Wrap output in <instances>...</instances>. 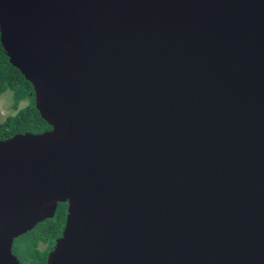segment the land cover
<instances>
[{
	"label": "water",
	"instance_id": "obj_1",
	"mask_svg": "<svg viewBox=\"0 0 264 264\" xmlns=\"http://www.w3.org/2000/svg\"><path fill=\"white\" fill-rule=\"evenodd\" d=\"M50 127L0 140V264H264V0H0Z\"/></svg>",
	"mask_w": 264,
	"mask_h": 264
},
{
	"label": "trees",
	"instance_id": "obj_2",
	"mask_svg": "<svg viewBox=\"0 0 264 264\" xmlns=\"http://www.w3.org/2000/svg\"><path fill=\"white\" fill-rule=\"evenodd\" d=\"M5 92L11 93L15 113L0 123V140L15 134L41 133L50 129L35 109L31 84L9 64L0 44V96ZM21 102L26 105L19 109ZM66 207V203H58L53 218L37 224L31 231L13 241L12 252L21 264L46 263L48 253L62 233Z\"/></svg>",
	"mask_w": 264,
	"mask_h": 264
},
{
	"label": "rangeland",
	"instance_id": "obj_3",
	"mask_svg": "<svg viewBox=\"0 0 264 264\" xmlns=\"http://www.w3.org/2000/svg\"><path fill=\"white\" fill-rule=\"evenodd\" d=\"M12 98L10 92H5L0 96V123L5 120L9 115H13L15 111L12 108ZM26 103L21 102L19 104V109L25 107Z\"/></svg>",
	"mask_w": 264,
	"mask_h": 264
},
{
	"label": "flooded vegetation",
	"instance_id": "obj_4",
	"mask_svg": "<svg viewBox=\"0 0 264 264\" xmlns=\"http://www.w3.org/2000/svg\"><path fill=\"white\" fill-rule=\"evenodd\" d=\"M67 206V205H66Z\"/></svg>",
	"mask_w": 264,
	"mask_h": 264
}]
</instances>
